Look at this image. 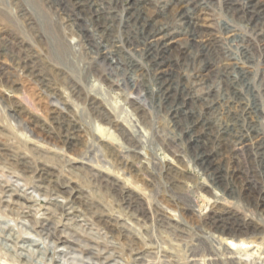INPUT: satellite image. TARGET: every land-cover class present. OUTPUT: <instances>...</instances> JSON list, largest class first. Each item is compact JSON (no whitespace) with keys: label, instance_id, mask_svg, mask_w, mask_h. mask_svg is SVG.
<instances>
[{"label":"rangeland","instance_id":"1","mask_svg":"<svg viewBox=\"0 0 264 264\" xmlns=\"http://www.w3.org/2000/svg\"><path fill=\"white\" fill-rule=\"evenodd\" d=\"M94 1L106 10L116 11L122 19L128 15L122 10L126 0ZM210 1L212 6L206 10L205 25L213 26L216 42L203 52L213 64L211 70L220 73L224 58L244 59L242 53L246 50L251 58L243 65L251 72V89L242 87V92L249 103L264 100L262 16L249 20V13L241 6L243 0ZM227 1L234 6V11L226 9ZM255 1L264 7V0ZM66 3V0H0V147L12 145V150H6L13 159L23 155L29 158L26 144L14 138L26 132L40 144L61 152L51 182L62 192H53L48 197L26 185L23 177L0 173V180H8L12 188L30 201L19 200L17 204L9 203L10 207L19 212L29 210L24 206L28 205L39 219L47 212L54 213L63 222L69 219L68 223L75 225L77 231L119 246L114 260L106 264H132L128 251V239L132 236L126 234L124 244L117 240L105 227L111 223L110 217L129 222L133 226L131 232L138 235L143 244L152 246L154 253L147 258L149 264H264V207L263 210L255 207L264 204L256 188H261L264 195V158L248 151L232 158L228 151L222 150L223 156L216 160L221 168L230 172V183L239 196L232 199L221 186L210 184L206 173L195 163L187 143L173 141V138L177 140L179 129L160 104L158 81L146 71L144 61L137 57L140 61L132 72L111 57L112 70H105L104 65L95 62L92 44L97 36L94 33L93 37L86 28H91L90 15L73 16L71 4ZM222 25H228L233 31L219 29ZM117 26L116 35L125 36L127 29ZM133 34L134 31H130L127 35ZM124 51L128 56L131 52L135 54L132 47L125 46ZM176 59L182 62L180 54H176L173 61ZM190 69L183 62L177 71L183 76ZM209 84L218 89L222 86L218 77H213ZM20 93L30 99L32 107L29 109L33 115L27 111L18 113L17 127L8 108L21 105ZM223 103L220 112L226 109ZM53 107L64 109L62 119L67 117L76 126L78 132L73 135L72 145L66 146L63 142L59 123L51 114ZM238 110L241 112L242 108ZM245 118L247 123L264 131L261 111L256 109ZM98 126L105 128L100 139ZM2 158L6 157L0 156V162ZM29 159L28 176L32 183L38 182L42 163ZM87 165L116 177L117 188L132 193V205L128 206L118 190L114 191L116 187L110 184L111 179L94 176L95 170ZM2 200L0 258H16L21 254L31 264H86L77 259L76 252L60 254L58 248L53 250L51 243H42L46 241L43 237L6 214L8 207L4 200L9 198L3 196ZM55 202L65 208L72 206L69 211L73 213L59 212L52 204ZM85 207L91 213H87ZM142 208H146L145 213H141ZM224 210L234 211L238 217L231 229L229 224L216 225L212 220ZM98 215H102V219L97 218ZM245 218L250 219L248 224L241 220ZM6 226L13 227L15 233L3 229ZM14 236L24 237V240ZM221 242L252 245L248 250L251 254L246 256L243 251L230 254L236 257L230 263ZM133 245L137 249L142 246ZM165 252L172 256H163Z\"/></svg>","mask_w":264,"mask_h":264},{"label":"bare ground","instance_id":"2","mask_svg":"<svg viewBox=\"0 0 264 264\" xmlns=\"http://www.w3.org/2000/svg\"><path fill=\"white\" fill-rule=\"evenodd\" d=\"M66 1V5L71 4L72 11L75 14L73 16L85 17L90 15L89 24L91 28H86L93 37L94 33L97 36V41L95 40L92 44L94 54H96L95 62L104 65L105 70H112L111 57L115 59V63L132 72L137 69L140 61L136 59L137 57L144 61L146 71L152 73L158 81L157 95L160 104L171 116L173 125L179 129L177 140L173 138V141H185L194 155L195 163L206 173L210 184L221 186L228 197L237 198L239 193L236 191L234 184L230 183V172L221 168L216 159L223 156L222 150L224 152L228 151L232 158L237 157L243 151H248L250 154L254 152L255 156L264 158V131H260L256 126L247 123L245 118L256 109L261 111L262 116H264V100H255L249 103L242 92V87L251 89V72L248 70V66L243 65L244 61L251 58L246 50H243L242 53L244 59H239L236 56L224 58V66L220 73L211 70L213 64L210 63L211 60L205 58L206 53L203 50L207 52L209 47L216 42V35L213 32L214 30L211 29L213 26L211 24L205 25L206 10L209 6H212V1L163 0V2H158V0H126L122 10L124 12L126 10L128 15L124 16L123 19L116 14V11L106 10L101 3L94 0ZM241 6L245 8L246 13H249V20L262 16L260 17L262 19L261 27L264 26V7L259 2L243 0ZM91 9H93L92 13ZM226 9H231V12L234 11L231 2L227 1ZM88 11H90L89 14H87ZM71 20L75 19L72 18ZM117 25L123 26L124 30L127 29L124 31L125 36L116 35V30L119 29ZM218 28L224 29L226 32L233 31L228 25H225V27L222 25ZM130 31H134L132 36L127 35ZM179 34L182 36L181 38L178 37ZM125 46L127 48L132 47L135 54L131 52V56H128V53L124 51ZM199 47L200 49H198ZM176 54L181 55L182 62L178 59L173 61ZM219 59L221 60L220 57ZM183 62H185V67L190 66L191 69L188 74L180 76L177 70ZM213 77L220 78L221 89L209 84ZM47 95L51 98L55 97L51 93ZM19 98L22 101L21 105L18 104L15 107L8 108L10 117L16 121L17 127H19L17 116L22 111H27L33 115L32 110H30L32 107L30 99L21 93ZM223 102L226 103V109L220 112L219 108ZM239 108H242L241 112L238 110ZM51 114L59 123L62 133L61 138L65 145H72L73 135L78 132L76 126L72 125L67 117L62 119L65 114L64 109L53 107L51 108ZM34 125L35 123L32 122V126ZM9 127H12V125L10 124ZM0 130H2L1 125ZM97 130L100 139V136L105 133V128L98 126ZM14 138H19L26 144L29 158L42 163L39 175H37L39 177L38 182L34 181L32 183L31 177L28 176L31 161L27 156L23 155L19 159H13L7 153L6 148H8V151L12 150L14 148L12 145L6 148L0 147V156L6 157L5 159L2 158V162H0L1 175H5V172H7L8 175L21 176L24 178L26 185L33 187L35 191L44 194L46 197L53 192H62L60 187L51 182V177L56 170V162L61 160V152L51 149L48 145L40 144L26 132L19 135V137L14 136ZM67 161L69 163L70 158ZM89 168L95 170L94 176L100 178L105 176L111 179L109 180L110 184L116 187H114V191L118 190L120 196L126 199L125 203L128 206L132 205V193L129 194L130 191H121L117 188L119 185L116 177L106 173L103 174L99 168L94 166ZM246 188L248 189V186ZM256 188L258 198L263 199L262 189ZM3 196L9 198V200H4L8 207L6 214L13 217L24 228H29L43 237L46 241L42 243H51L53 250L58 248V253L76 252L79 255L77 259L86 264H106L114 260L116 249L119 246L116 247L117 245L109 244L103 239L100 240L93 237V235L82 233L83 231H77L75 225L68 223L69 219L63 222L62 219L56 218L54 213L49 212L42 219H39L31 213L28 205L24 206L29 210L15 212L9 203L17 204L19 200L30 201L28 197L19 194L17 189L12 188V184L8 180H0V203L3 201ZM52 204L61 213L64 210L68 214L73 213V211H69L72 206L65 208V205L61 203L55 202ZM135 204L136 201L133 202V205ZM138 204L142 206L141 203L138 202ZM255 207L263 210L264 204H257ZM84 210L91 213L89 208L85 207ZM140 210L141 213L146 212V208ZM97 218L102 219V215H98ZM237 218L234 211L224 210L212 217V220L216 225L226 224L228 226L229 224V229H231ZM119 220L118 217H110L109 221L111 223L108 222L105 225L106 229L123 244L124 238H127L126 234L131 235V239H128L131 263L149 264L150 261L147 258L154 253L152 246L143 244L141 238L131 232L132 225L129 222H119ZM241 220L246 224L249 223L247 220L250 221L249 218ZM3 229L15 233L14 228L10 226L3 227ZM120 231L123 232V235L120 234ZM15 238L24 240V237L21 236ZM242 242L247 243L246 241ZM133 244H141L142 246L137 249ZM221 244L224 245L225 252L229 254L227 259L230 263L234 262V258H236L230 254L238 251H243L246 256L251 254L248 253V250L252 248V245L236 246L231 242H221ZM258 249L259 247L254 249V252ZM163 256L172 255L165 252ZM192 261L197 262L195 259ZM160 263L163 264L164 262ZM0 264L31 263L27 262L23 255L18 254L16 258H0ZM196 264H200V262Z\"/></svg>","mask_w":264,"mask_h":264}]
</instances>
